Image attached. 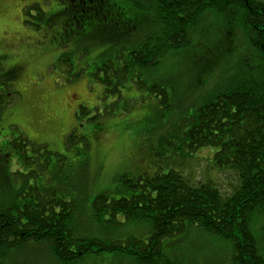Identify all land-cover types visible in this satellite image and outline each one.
Returning <instances> with one entry per match:
<instances>
[{
    "label": "rangeland",
    "instance_id": "1",
    "mask_svg": "<svg viewBox=\"0 0 264 264\" xmlns=\"http://www.w3.org/2000/svg\"><path fill=\"white\" fill-rule=\"evenodd\" d=\"M86 1L0 0V66L4 72H15L10 84L17 93L16 100L0 112V187H4L0 189V206L19 187L18 180L6 185L2 177L8 172H33L34 178L27 180L30 186L36 183L41 194L44 190L49 195L45 187V182H49L53 189L59 188L57 195L49 199H60L62 193V200L70 198L80 204L81 212H77L72 224L74 237L106 242L128 238L145 241L152 233L149 222L107 226L92 217V201L98 195L117 198L125 194L127 188L118 179L121 175L155 173L158 166L152 164H158V159L154 160L149 149L141 146L154 145L162 136L177 137V129L192 115L201 98L216 83L222 84L229 75L243 71L241 20L236 10L202 14L189 32L188 46L168 51L157 68L142 72L146 84L166 87L171 103L168 110L159 109L153 96L128 81L121 89L113 115L90 122L87 118L103 114L115 102L114 98H101L103 86L93 75L95 69L144 40L157 37L160 26L154 0H109L110 6L100 13L107 12V18L99 20L93 13V17L88 15L73 22L71 15H76L77 10L85 11L87 6L92 11L98 7L97 2L87 5ZM33 3L47 14V21L39 23V30L24 23L26 19L36 23L23 12ZM63 55H67L69 63L60 61ZM80 106L89 113L80 115ZM72 129L89 144L82 157L63 149L64 136ZM19 136L34 147H42L34 151L30 145L26 147L25 157L37 158L33 166L17 160L10 142ZM45 151L51 154L46 155ZM215 151L201 148L190 156L167 152L159 166L163 170L175 167L191 182L209 179L228 193L232 173L216 169ZM44 161L48 167L41 175L37 164ZM117 221L122 220L118 217ZM250 231L264 258V220L252 221ZM161 244L167 256L177 259V264H230V241L202 229L188 228L183 235L164 239ZM5 264L61 263L45 245L29 243L11 252ZM77 264L134 263L123 255L99 253L89 254Z\"/></svg>",
    "mask_w": 264,
    "mask_h": 264
},
{
    "label": "trees",
    "instance_id": "2",
    "mask_svg": "<svg viewBox=\"0 0 264 264\" xmlns=\"http://www.w3.org/2000/svg\"><path fill=\"white\" fill-rule=\"evenodd\" d=\"M87 2H97L98 10L90 11L87 6L85 11L71 8V11L77 10L76 15H71L73 22L83 20L88 15L93 17V13L99 20L107 18V12L100 13L110 6L109 0H87L84 3L88 5ZM154 2L160 26L158 36L117 54L95 69L93 75L103 86L101 98H114L115 102L108 107V111L96 113L87 121H98L113 115V108L121 99V89L128 81L137 90L153 96L159 109L168 110L171 103L166 87L159 83L146 84L141 78L142 72L157 68L168 51L188 46L189 32L202 14L236 10V16L241 20L239 26L245 61L243 71L229 75L228 80H223L222 84L216 83L206 92L192 115L187 116L177 129V137L162 136L154 145L141 146L149 149L150 156L158 159L159 163H162L167 152L177 155L179 151L190 156L201 148L216 149L213 153L216 169L232 173L230 191L224 193L209 179L191 182L175 167L163 170L159 163L152 164L153 167L158 166L153 174L121 175L118 179L123 182L127 192L117 198L96 196L92 201V217L107 226L149 222L152 233L145 241L128 238L106 242L98 238L74 237L72 224L76 221L77 212H81L77 200H62V193L60 199H49L51 195H57L59 188L53 189L49 182H45L44 186L49 190L47 196L44 190L41 194L36 183L29 185L27 179L34 178L33 172L27 175L19 171L8 172L5 178L2 177L5 184L18 180L19 187L12 191L9 201L0 206V264H5L11 252L29 243L45 245L61 264H77L85 256L99 253L123 255L131 258L134 264H177V259L170 258L163 251L161 243L164 239L183 235L188 228L202 229L230 241V264H264L250 231L252 221L264 220V1ZM102 3H106V6H102ZM111 8L116 12L115 3ZM23 12L25 17L35 20L36 23L27 19L24 21L33 30H39V23L47 21V14L37 3L24 8ZM60 61L69 63L67 55H63ZM14 73L13 70L4 72L0 66V112L16 100L17 93L10 84ZM78 111L80 115L89 113L81 106ZM11 144L17 160L25 165L37 160L35 157H25L26 147L30 145L32 151L42 148L34 147L22 136ZM88 148L87 140L77 137L75 129L64 136V150L74 151L82 157ZM45 154L51 153L45 151ZM37 166L42 175L47 170L48 162ZM103 217L108 219L104 220ZM118 217L121 222L117 221Z\"/></svg>",
    "mask_w": 264,
    "mask_h": 264
}]
</instances>
